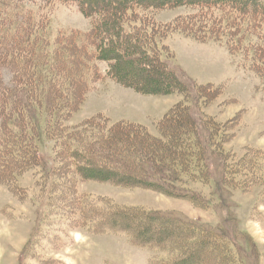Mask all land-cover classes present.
Returning <instances> with one entry per match:
<instances>
[{
    "label": "trees",
    "instance_id": "1",
    "mask_svg": "<svg viewBox=\"0 0 264 264\" xmlns=\"http://www.w3.org/2000/svg\"><path fill=\"white\" fill-rule=\"evenodd\" d=\"M60 1L76 4L91 28L63 37L53 49L46 22L23 0H0V184L20 199L31 194L39 202L38 220L61 187L66 209L77 204L81 220L93 221L95 232L123 233L134 246L161 253L151 264H240L235 259L240 245L232 234L177 214L82 205L75 178L146 187L211 211L217 198L221 214L230 220L227 194L249 191L261 180L253 173L264 151L245 148L236 159L224 148L234 135L233 120L222 125L212 117L194 118L188 103L191 83L182 80L172 58L162 59L144 16L185 6L220 9L228 28L242 30L244 22L262 42L255 60L264 63V0ZM88 45H94L91 56L107 65L106 75L116 84L145 96L184 95L186 103L170 110L159 137L139 125L106 127L109 121L101 118L72 123L82 101L76 81L87 65ZM12 64V82L6 84L2 70ZM208 88L199 87L194 98L204 100ZM30 176L34 184L25 185ZM201 186H213L209 199Z\"/></svg>",
    "mask_w": 264,
    "mask_h": 264
},
{
    "label": "rangeland",
    "instance_id": "2",
    "mask_svg": "<svg viewBox=\"0 0 264 264\" xmlns=\"http://www.w3.org/2000/svg\"><path fill=\"white\" fill-rule=\"evenodd\" d=\"M23 1L46 22L53 49H57L63 37L91 28L90 21L74 3ZM223 14L220 9L185 6L150 11L144 21L148 31L156 35L162 59L172 58L183 74L182 80L191 83L188 103L194 118L204 115L222 125L234 121L231 128L234 135L224 148L226 152H234L238 159L245 148L264 151V63L255 60V48L262 42L259 44L257 37L248 32L244 22L242 30L228 28ZM94 50V45L87 46V65H82V72H78L76 84L82 101L72 123L80 125L101 118L109 121L106 127L117 123L139 125L148 135L159 137L161 124L170 110L183 105L184 95L145 96L116 84L106 75L107 65L91 56ZM14 70V64L2 70L6 84L12 82ZM202 85H209L210 91L204 100H198L194 98L195 92ZM258 163L253 174L261 180L249 191L237 189L227 194L230 220L221 214L222 209L214 200L217 198L213 199L215 211H211L201 204L194 205L146 187H122L79 178H75V185L82 205L177 214L215 231L232 234L240 245L235 255L240 264H264V161ZM33 180L30 176L23 183L30 185ZM212 188L201 186L199 191L209 199ZM60 190L38 220L39 202H33L31 194L20 199L0 184V264H151L154 256L161 255L134 246L123 233L95 232L93 221L81 220L77 204L72 207L74 211L66 209L63 201L67 197L63 198Z\"/></svg>",
    "mask_w": 264,
    "mask_h": 264
}]
</instances>
